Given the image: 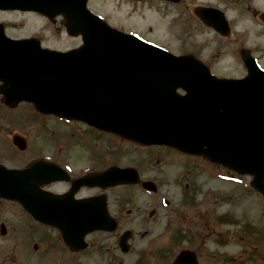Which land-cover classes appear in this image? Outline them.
<instances>
[{"label": "rangeland", "instance_id": "obj_1", "mask_svg": "<svg viewBox=\"0 0 264 264\" xmlns=\"http://www.w3.org/2000/svg\"><path fill=\"white\" fill-rule=\"evenodd\" d=\"M197 6L227 8L235 18L243 13L245 25L238 23L231 36L220 40L196 18ZM89 8L112 26L135 33L173 53L198 56L219 74L245 73L237 58L243 42L264 66V27L254 14L255 10L264 9V0H91ZM0 22L6 25L9 36H35L45 47L66 50L82 43L80 36L67 34L61 16L50 20L31 12L0 11ZM17 106L9 111L0 96V135L24 136L27 151H20L19 156L2 146L1 163L24 167L44 157L57 161L73 177L111 164L134 166L142 179L157 184L158 192H147L141 185L81 189L78 195L106 193L110 210L120 222L115 232H93L87 239L89 247L83 252L57 247L54 243L58 232L53 227L35 222L17 203L0 201V224L7 226V233H0V264H138V246L143 248L152 243L154 252L165 248L162 241L168 226L173 231L169 242L175 237L182 238V243L202 238L208 252H202L204 264H264V201L242 188L248 185L249 177L227 174V169L202 157L164 146L141 147L79 121L40 114L29 104ZM0 144H7L4 136ZM239 179L244 182H237ZM45 188L63 192L68 189V183L52 182ZM186 192L195 202H189ZM162 198L169 203L163 205ZM217 201L221 202L216 204ZM179 211L186 215L187 221H183V215L177 216ZM226 211L232 212V220L220 224L214 221V216ZM243 219L251 231L245 238L237 234ZM126 229L133 231L127 255L118 245L119 234ZM178 229L189 230L177 235ZM218 230L226 232L222 236L223 246L212 243ZM145 231L146 239H141ZM156 238L161 243L155 242ZM183 246L177 244L176 249ZM156 257V254L151 257L155 258L151 264H160ZM139 264H150V259L141 258Z\"/></svg>", "mask_w": 264, "mask_h": 264}, {"label": "water", "instance_id": "obj_2", "mask_svg": "<svg viewBox=\"0 0 264 264\" xmlns=\"http://www.w3.org/2000/svg\"><path fill=\"white\" fill-rule=\"evenodd\" d=\"M87 1L0 0L4 9H31L49 17L62 13L68 33L81 34L83 40L69 51L50 50L35 38H7L0 24V91L8 100H27L42 112L144 144L204 154L253 174L256 188L264 192V71L252 63L244 79L217 78L192 56L174 55L110 27L88 10ZM202 11L215 22L211 16L216 10ZM65 178L62 169L47 161L23 170L0 165V196L19 200L35 219L58 227L68 245L82 248L87 233L113 230L116 222L105 196L75 199V192L83 184L135 182L138 175L113 166L76 180L62 195L38 187ZM127 235L121 240L124 250Z\"/></svg>", "mask_w": 264, "mask_h": 264}, {"label": "flooded vegetation", "instance_id": "obj_3", "mask_svg": "<svg viewBox=\"0 0 264 264\" xmlns=\"http://www.w3.org/2000/svg\"><path fill=\"white\" fill-rule=\"evenodd\" d=\"M221 10L224 13V17H225L224 18V21L225 22L221 23L219 25V27H217V28L214 27V26H209V27H211V29H213L214 33L218 36V38H220V40H225L232 33H234V31H235L234 27L238 23L242 22V25L243 26L245 25V23H244L245 18L243 17V13H241V15L238 18H235L233 14H230V11H228L227 8H222ZM261 12H264V9H262V10H255L254 14H255L256 18L259 20V22L262 25V27H264V20L262 19ZM233 17L235 19H233ZM234 20L237 21V22L234 23ZM200 22L203 23L202 19H200ZM244 30L245 29L241 30V32H243ZM222 32H229V35L223 36L222 35ZM242 45H243V47L241 48V53L240 54L237 53L238 54L237 55V58H238L239 63L242 65L244 71H246L245 64H244V52L246 50H249V51L252 52V50L250 48H248L247 46H245L244 45V42H243ZM224 76H227V75H224ZM243 76H244V74H240V75H236V76L235 75L234 76L228 75L227 77H237V78H241ZM9 141L12 144V139H10ZM200 242H201L200 239H195L191 243V248L195 252L196 259H197V264H204L203 254L200 251ZM186 249H190V248H186ZM244 255H245V253H244ZM140 257H142L141 252H140V254L138 256V264H139ZM156 258H157L158 263L160 262V264H172L174 262L175 258H176V254L174 256V251L171 248V244H168V246L165 247V252L162 255L157 256ZM231 258H234V257L231 256ZM243 259H244V257H243ZM245 264H249V263H245Z\"/></svg>", "mask_w": 264, "mask_h": 264}]
</instances>
